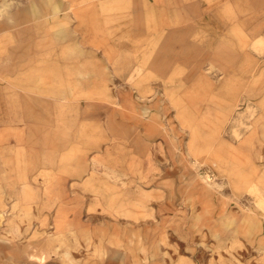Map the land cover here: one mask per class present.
Listing matches in <instances>:
<instances>
[{"label":"rangeland","instance_id":"374dc122","mask_svg":"<svg viewBox=\"0 0 264 264\" xmlns=\"http://www.w3.org/2000/svg\"><path fill=\"white\" fill-rule=\"evenodd\" d=\"M113 1L0 0V264H264V0ZM48 46L65 94L17 79Z\"/></svg>","mask_w":264,"mask_h":264},{"label":"crops","instance_id":"0c3cea01","mask_svg":"<svg viewBox=\"0 0 264 264\" xmlns=\"http://www.w3.org/2000/svg\"><path fill=\"white\" fill-rule=\"evenodd\" d=\"M113 3L118 4L117 6L119 7L122 6V8H125L128 4L122 2L121 0L119 2L113 1ZM185 32L187 31H184L182 33L180 45L183 44L182 38L187 37ZM170 37L174 36L167 31H162L160 34L156 35L149 41V45L139 50V56L131 55L130 53H128V51L123 50L122 52H120V55L122 54L121 56L119 55L113 60H107V67L104 66V63L100 60V63L97 65V68L94 72L90 70L85 72L84 75H87V77H85V79L87 80L103 79V81L84 82L83 84L119 85L127 83V80L131 78V73L138 71L137 62L146 64L147 66H150L152 68H158L162 72H165L170 66V61L172 62V60L178 58L179 56L185 59L190 56V50L187 47L179 48V46L177 48H169L170 46H168V39ZM39 42L41 43V41ZM76 47L77 46H72L71 48H69L70 52H75L76 50H78ZM43 48L46 49V47L39 46V49ZM47 48L49 49L37 54L34 61L28 60L27 64H29L30 67L26 72H23V74L20 73L17 79H19L20 83L26 86H32L33 84H35L36 86H34V88H36L38 91L45 92L50 95H56L58 92L65 94L67 92L65 87L56 86L58 84V68L56 67L57 59L55 56L56 48H52V51L50 49V46H48ZM51 52L52 56H47ZM197 54L201 55V57L203 58L204 56L206 57V55L208 56V54L202 53L201 50H197ZM209 56H212V54ZM95 62H97V59ZM199 64L200 62L197 61L196 65ZM24 67L25 66L23 65V68ZM260 70L262 71V73H264V66H261ZM63 72H65L64 75H66L67 69H63ZM107 79H110L111 81H106ZM130 83L132 84V82H129L128 84Z\"/></svg>","mask_w":264,"mask_h":264}]
</instances>
